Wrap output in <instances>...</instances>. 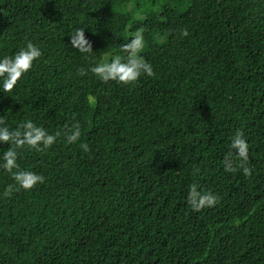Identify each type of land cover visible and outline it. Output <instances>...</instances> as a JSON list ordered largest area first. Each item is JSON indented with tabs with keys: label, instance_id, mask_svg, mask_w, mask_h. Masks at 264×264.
Here are the masks:
<instances>
[{
	"label": "trees",
	"instance_id": "obj_1",
	"mask_svg": "<svg viewBox=\"0 0 264 264\" xmlns=\"http://www.w3.org/2000/svg\"><path fill=\"white\" fill-rule=\"evenodd\" d=\"M79 29L91 54L71 46ZM140 32L152 76L91 72ZM28 42L42 56L0 88V126L57 139L17 149L45 180L7 196L0 144V264H264V0H0V58ZM194 184L218 202L193 211Z\"/></svg>",
	"mask_w": 264,
	"mask_h": 264
},
{
	"label": "clouds",
	"instance_id": "obj_2",
	"mask_svg": "<svg viewBox=\"0 0 264 264\" xmlns=\"http://www.w3.org/2000/svg\"><path fill=\"white\" fill-rule=\"evenodd\" d=\"M182 34L188 35L187 31H183ZM144 43L143 33H137L129 43L123 46L122 51L126 53V58L123 61L117 57L111 62L97 63L91 67V72L102 82L116 81L123 85L136 82L142 75L152 76L154 74L153 66L141 56ZM71 46L85 55L93 52L91 43L85 37V29H79L71 36ZM41 56V49L32 42H28L26 47L18 51L13 57L0 58V88L4 92H11L17 82L21 81V78L32 69L34 61ZM2 123L3 121L0 120V124ZM80 135L79 124H76L71 134L67 136V142L69 144L77 142ZM56 139V135L49 134L43 127L37 126L31 120H26L16 130H9L8 127L0 126V144L7 143L9 145V150L3 155V168L11 174L15 182V188L9 186L4 193L5 196L10 195L13 190H32L38 184L44 183L45 180L40 174L19 169L17 149L27 145L30 148L40 150L41 146L47 148L53 145ZM80 147L83 151H88L87 144H81ZM231 149L240 158L242 166L243 162L248 159V145L243 132L237 131L235 133L231 141ZM225 170L232 171L230 160L225 162ZM243 171L245 174L249 173L247 168H244ZM188 202L193 211L199 212L204 208L214 206L218 202V198L214 193L201 191L194 184L190 188Z\"/></svg>",
	"mask_w": 264,
	"mask_h": 264
}]
</instances>
